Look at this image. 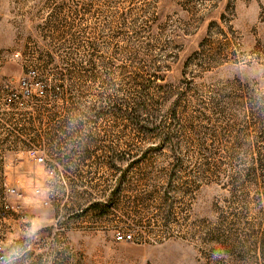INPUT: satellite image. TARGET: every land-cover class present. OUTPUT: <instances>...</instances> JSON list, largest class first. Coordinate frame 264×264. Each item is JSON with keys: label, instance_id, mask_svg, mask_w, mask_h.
Listing matches in <instances>:
<instances>
[{"label": "rangeland", "instance_id": "1", "mask_svg": "<svg viewBox=\"0 0 264 264\" xmlns=\"http://www.w3.org/2000/svg\"><path fill=\"white\" fill-rule=\"evenodd\" d=\"M0 247L264 264V0H0Z\"/></svg>", "mask_w": 264, "mask_h": 264}, {"label": "built area", "instance_id": "2", "mask_svg": "<svg viewBox=\"0 0 264 264\" xmlns=\"http://www.w3.org/2000/svg\"><path fill=\"white\" fill-rule=\"evenodd\" d=\"M33 156H35V160L38 162V163H43L44 162V159L40 156L37 155V152H32ZM50 175H53V172L50 171L49 172ZM116 241L117 242H132L133 241V235L130 234V233H127V234H117L116 236ZM1 249V247H0ZM4 261V257L3 256H0V262H3Z\"/></svg>", "mask_w": 264, "mask_h": 264}, {"label": "trees", "instance_id": "3", "mask_svg": "<svg viewBox=\"0 0 264 264\" xmlns=\"http://www.w3.org/2000/svg\"><path fill=\"white\" fill-rule=\"evenodd\" d=\"M161 68V66H156V65H154V69H160ZM155 79L156 80H159L160 79V77H158V76H156L155 75ZM145 93V92H144ZM134 123H135V125H138V126H140V127H145L144 126V124H143V121L142 120H140L138 117H135V119H134ZM140 163V161H136L134 164L136 165V164H139ZM133 165V164H132ZM120 181H121V178H119L118 180H117V185H119V183H120Z\"/></svg>", "mask_w": 264, "mask_h": 264}]
</instances>
